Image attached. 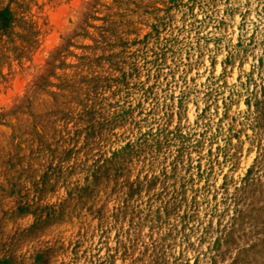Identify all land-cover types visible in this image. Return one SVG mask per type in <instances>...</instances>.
<instances>
[{"label": "rangeland", "instance_id": "rangeland-1", "mask_svg": "<svg viewBox=\"0 0 264 264\" xmlns=\"http://www.w3.org/2000/svg\"><path fill=\"white\" fill-rule=\"evenodd\" d=\"M0 264H264V0H0Z\"/></svg>", "mask_w": 264, "mask_h": 264}]
</instances>
